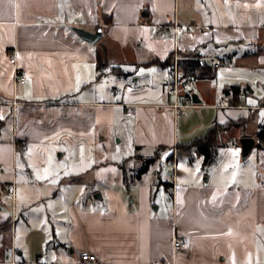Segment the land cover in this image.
<instances>
[{
	"label": "crops",
	"instance_id": "1",
	"mask_svg": "<svg viewBox=\"0 0 264 264\" xmlns=\"http://www.w3.org/2000/svg\"><path fill=\"white\" fill-rule=\"evenodd\" d=\"M175 19L191 26L177 39L158 29ZM75 28H102L103 35L90 43ZM263 36L264 0H0V223L11 221L10 233L0 236V261L12 240L17 244L15 196L9 210L1 201L16 182L17 153L29 157L50 136L105 135L110 129L132 153L95 166L112 163L119 176L99 185L83 183L81 190L70 186L79 182L76 175L59 176L57 189L40 192L47 210L42 225L32 216L38 193L24 212L25 240L16 245L20 260L83 264L79 256L89 252L96 264H264V184L258 179L233 188L217 176L203 178L204 167L199 178L177 179L175 186L170 176L150 174V167L135 176L144 159L158 154L167 160L175 149L178 160L187 155L189 166L203 163L195 152L178 150L186 144L180 142V125L192 107L176 116L174 95L166 89L175 53L181 74L197 78L194 92L202 101L193 108L208 114L215 109L213 121L205 124L210 128L264 111V97L249 101L264 88L257 87L264 78ZM223 65L239 72L222 73ZM16 67L27 72L25 83H14ZM142 69H148L151 84ZM203 70L212 77H200ZM108 72L121 77L114 91L102 85ZM234 85L245 90L243 105L251 110L218 106L229 101ZM263 123L260 117L259 127ZM19 138L27 140V148L15 147ZM260 148L264 151V142ZM177 235L186 238L187 247L175 252Z\"/></svg>",
	"mask_w": 264,
	"mask_h": 264
},
{
	"label": "rangeland",
	"instance_id": "2",
	"mask_svg": "<svg viewBox=\"0 0 264 264\" xmlns=\"http://www.w3.org/2000/svg\"><path fill=\"white\" fill-rule=\"evenodd\" d=\"M182 2L183 0H181ZM135 51L139 54L145 52V50L140 48L135 49ZM123 67L129 69L132 66L123 65ZM147 70L142 69L140 73H143L142 77L144 81L149 80L151 84V74L147 73ZM221 72L227 73L228 75H237L239 71H232L231 68L223 65ZM152 78L154 81L157 79L154 75ZM120 80L121 77H116L113 73L108 72L102 79V85L108 88L109 91H114V87H120ZM262 84H264V78H259L257 87L260 88ZM117 94L120 97L121 93L117 92ZM262 97H264V88H261V94H250L249 101L255 103ZM198 110L193 107L186 110L187 117H184V122L180 125L181 143L192 142L194 139L203 136L208 130V127L205 128V124L213 121L215 117L213 114L215 109L210 114L206 110L202 112ZM260 117H264V111L259 110L254 118L240 117L233 119L234 125L222 131L220 134L219 141L222 145L218 151L217 162L211 167L205 168L206 172L203 178L209 175H212L213 178L217 176L218 179H222V182L228 183L233 188L240 185H251L257 179L259 183L264 184V151L259 146L260 141L257 138V132L256 134L253 132L259 129ZM248 120L250 121L248 122ZM112 134H110L109 129V133L107 132L105 135H101L97 131H93L90 134H77L75 136H67V134L55 135L44 139L39 145L35 146L34 150L32 149L33 153L25 159V155L21 151L17 153L16 160L18 161V168L14 190L11 189V185L10 187L7 186V190L5 194L3 193L1 200L5 204L2 208L9 210L12 204V197L15 196L18 209L17 219L19 220L16 222L17 247H20L19 245L25 240L26 231L24 230L22 222L26 220V214L24 212L27 211L29 201L37 199L39 193L40 199L38 200L39 202L37 201L38 205L32 209V216L35 218L36 223L42 225L41 221H43L47 210L46 205L43 203L45 197L43 195L41 197L40 192L45 195V192L48 194L57 189L59 187V176L62 179H66L71 177V175H76L80 178L79 182L73 185L71 183L70 186L80 190L82 189L80 186L85 183H96L99 185L101 180L108 181L114 179L115 176H119V172L121 171L112 163L100 167L95 166L98 162L108 161L110 159L122 161V154L124 157L131 155L130 148L125 143L118 142V138ZM245 136L256 137V144L247 155L242 153L241 147V139ZM229 142L233 144H229ZM187 159V155L185 154L179 157L177 171L179 183L184 180L193 181L200 176L203 163L196 161L195 164L189 166L186 161ZM169 161L170 158H167V160L165 157L158 158L150 165L149 173L152 175L161 174L163 177L170 176L169 171L161 169L162 164H169ZM142 164L139 165V168ZM127 166L129 167L128 163H126ZM129 174L130 172L128 170L127 175ZM56 176L58 178H55ZM63 183L68 184L70 182ZM94 196L95 194H92V197ZM167 200L169 199L167 198ZM44 222L48 223L50 221L46 220ZM8 232L10 233V230ZM1 235L2 232H0Z\"/></svg>",
	"mask_w": 264,
	"mask_h": 264
},
{
	"label": "built area",
	"instance_id": "3",
	"mask_svg": "<svg viewBox=\"0 0 264 264\" xmlns=\"http://www.w3.org/2000/svg\"><path fill=\"white\" fill-rule=\"evenodd\" d=\"M158 29L160 31L171 32L174 35L175 39H177L181 33L190 32L191 26L189 24H181L178 20L175 19L168 23L166 22V23L158 24ZM138 44L143 45L141 41H138ZM180 59H181L180 55L178 53H175L173 58L172 78L171 81L166 85L167 91L173 94L175 98L172 107L174 109V113L176 116L184 114L183 111L184 108L196 106V104L193 102L192 94L194 93V89L198 84L197 78L192 74H181ZM10 62L11 63L16 62V56L14 54L13 56L10 57ZM212 63L214 64L215 67L219 66V61L216 59H213ZM13 78L15 84L25 83L27 78V72L25 70L16 67ZM245 95H246L245 92H241L240 94H238L235 103H230L228 100L224 99L222 103L218 106L227 107V108H247L251 110L252 107L244 106L242 103L245 98ZM229 144H233V143L229 142ZM27 145L28 142L25 138H19L15 143V147L17 148L19 147L27 148ZM4 168H5L4 166L1 167V169ZM162 170H166L170 172V179L173 183V186H175L177 180V171H178V153L176 149L173 151V155L169 161V164H164L162 166ZM11 189L14 190V182L11 185ZM0 212H2L1 209ZM12 214L14 216V210H12ZM14 221L15 219L13 218V222ZM186 247H187L186 238L177 235L173 241L174 251L178 252ZM79 258L81 260L80 262L83 264H96L98 262L96 255L89 252H82ZM41 263L42 262L39 261L25 262L23 260H20L18 249L13 240L10 246L6 249L5 259L0 261V264H41Z\"/></svg>",
	"mask_w": 264,
	"mask_h": 264
},
{
	"label": "trees",
	"instance_id": "4",
	"mask_svg": "<svg viewBox=\"0 0 264 264\" xmlns=\"http://www.w3.org/2000/svg\"><path fill=\"white\" fill-rule=\"evenodd\" d=\"M98 57H99L98 68L100 71L102 68L101 54H99ZM198 64L199 66H202L201 62H199ZM205 65L206 63L203 66L204 68H205ZM200 75H201L200 77H203V76L212 77L211 72H208V71L206 72L204 70L201 72ZM228 90L231 93V96L229 98V102L231 103H235L238 94L245 91L239 85L231 86ZM232 125H234L233 119H229L225 123L215 122L210 128H208L207 132L203 136L194 139L192 142H189L186 144H180L178 146V150L181 153L182 152H192V151L195 152L196 154L202 156L204 168L211 167L213 164L217 162L218 151L222 145L221 142L219 141L220 134L222 131L227 130ZM259 128L260 129L257 132V138L260 141L259 146H261V144L264 142V123L260 125ZM171 158L172 156L170 157V159ZM157 159H158V154H155L152 157L146 158L143 161L142 166L136 170V173H135L136 178H140L144 173H146L150 165L153 164ZM193 161H194L193 158H190V162H193ZM124 178L126 179V176ZM159 183H161V181ZM164 183L167 184V187L172 185V183H169V181H165ZM10 228H11L10 219H6L0 223V232H6L10 230Z\"/></svg>",
	"mask_w": 264,
	"mask_h": 264
},
{
	"label": "water",
	"instance_id": "5",
	"mask_svg": "<svg viewBox=\"0 0 264 264\" xmlns=\"http://www.w3.org/2000/svg\"><path fill=\"white\" fill-rule=\"evenodd\" d=\"M75 31L77 32V34L84 39L87 42L90 43H95L97 42L99 39H101L102 35H103V29L102 28H98L95 32L83 29V28H75ZM229 93V92H227ZM192 99L193 102L195 104H200L201 103V98H199L197 93H193L192 94ZM256 144V140L253 137H249V136H245L241 139V147H242V153L244 155H247L251 152V150L253 149V147ZM96 196H99L96 195ZM101 197V196H100Z\"/></svg>",
	"mask_w": 264,
	"mask_h": 264
}]
</instances>
